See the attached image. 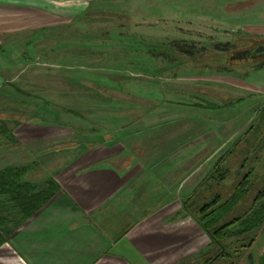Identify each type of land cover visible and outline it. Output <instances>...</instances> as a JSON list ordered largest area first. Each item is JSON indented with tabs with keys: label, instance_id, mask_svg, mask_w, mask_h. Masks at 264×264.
Returning a JSON list of instances; mask_svg holds the SVG:
<instances>
[{
	"label": "rangeland",
	"instance_id": "obj_1",
	"mask_svg": "<svg viewBox=\"0 0 264 264\" xmlns=\"http://www.w3.org/2000/svg\"><path fill=\"white\" fill-rule=\"evenodd\" d=\"M46 1V25L0 36V119L11 130L0 135V170L25 167L21 182L43 185L135 157L138 181L173 201L163 214L190 215L188 204L201 216L246 179L220 224L264 204V54L229 57L254 46L251 35L264 42V0ZM12 205L0 196L2 214ZM202 238L193 264H258L264 226L223 241L231 257Z\"/></svg>",
	"mask_w": 264,
	"mask_h": 264
},
{
	"label": "crops",
	"instance_id": "obj_2",
	"mask_svg": "<svg viewBox=\"0 0 264 264\" xmlns=\"http://www.w3.org/2000/svg\"><path fill=\"white\" fill-rule=\"evenodd\" d=\"M48 6L0 0V36L46 25ZM115 157L55 178L60 190L0 245V264H193L206 246L204 230L181 206L176 217L163 214L173 201H160L156 185L138 181L145 167Z\"/></svg>",
	"mask_w": 264,
	"mask_h": 264
},
{
	"label": "trees",
	"instance_id": "obj_3",
	"mask_svg": "<svg viewBox=\"0 0 264 264\" xmlns=\"http://www.w3.org/2000/svg\"><path fill=\"white\" fill-rule=\"evenodd\" d=\"M250 37L252 42H256L255 44L259 42L257 38L259 36L251 35ZM245 49L248 48L232 52L229 55L230 59L235 58L241 62H247L250 60L254 61L258 58L254 56H237V53ZM258 118L255 120L254 125L257 123ZM10 132L11 130L7 123L0 119V135L9 136ZM26 172L27 168L25 167H10L0 170V196H5L6 199L13 203V213L11 215H4L0 210V245L7 240L9 235H11L25 219L33 216L54 196L58 190H60V186L54 180H50L43 185L32 184L29 181L21 182V176H23ZM247 181L248 180L246 179L239 185V188H243L242 191L241 189H238L232 197L225 200L215 208H208V206H204L200 212L201 216L193 213L189 205L185 204V210L195 219L204 232L210 236L212 243L221 247L223 252L220 256H232L230 253H225L224 249H226V245L223 241L236 235L252 233L264 226V204H262L257 210L252 212L250 211L247 216L242 215L233 219L231 222L222 225L220 224L233 206H235L245 196V194H247L248 189L244 188ZM2 215L5 218H2ZM3 219L7 221V223L5 222L6 224L3 223ZM9 222H11V225H9ZM237 223H239L242 228L235 232L228 233V228ZM252 242L253 239L251 240V243ZM216 260V256L207 255L205 256L203 264H214Z\"/></svg>",
	"mask_w": 264,
	"mask_h": 264
},
{
	"label": "water",
	"instance_id": "obj_4",
	"mask_svg": "<svg viewBox=\"0 0 264 264\" xmlns=\"http://www.w3.org/2000/svg\"><path fill=\"white\" fill-rule=\"evenodd\" d=\"M246 54H245V53ZM240 56H244V57H248V56H254V57H262V56H258V55H262L264 54V42H258L257 44H255L254 46H252L251 48L242 50L241 52L238 53ZM259 115V113H258ZM258 115L256 116V118L258 117ZM258 264H264V249L261 252V256L259 257V261Z\"/></svg>",
	"mask_w": 264,
	"mask_h": 264
},
{
	"label": "flooded vegetation",
	"instance_id": "obj_5",
	"mask_svg": "<svg viewBox=\"0 0 264 264\" xmlns=\"http://www.w3.org/2000/svg\"><path fill=\"white\" fill-rule=\"evenodd\" d=\"M237 56H239V57H241L238 53H237ZM254 123H255V121H254ZM253 123V124H254ZM250 128V127H249ZM251 129H252V126H251ZM251 129L250 130H247L242 136H241V138H246V137H248L249 136V132L251 131Z\"/></svg>",
	"mask_w": 264,
	"mask_h": 264
}]
</instances>
